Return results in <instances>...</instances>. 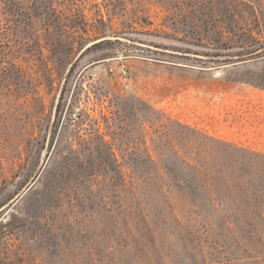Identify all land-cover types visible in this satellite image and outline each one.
I'll return each instance as SVG.
<instances>
[{
  "label": "rangeland",
  "instance_id": "374dc122",
  "mask_svg": "<svg viewBox=\"0 0 264 264\" xmlns=\"http://www.w3.org/2000/svg\"><path fill=\"white\" fill-rule=\"evenodd\" d=\"M0 221V264H264V0H0Z\"/></svg>",
  "mask_w": 264,
  "mask_h": 264
},
{
  "label": "water",
  "instance_id": "95a60500",
  "mask_svg": "<svg viewBox=\"0 0 264 264\" xmlns=\"http://www.w3.org/2000/svg\"><path fill=\"white\" fill-rule=\"evenodd\" d=\"M44 169H45V166L43 167V169L41 170V172L39 173V175L33 180V182L29 185V187L23 192V194H21V195H19L18 196V198H16L15 200H14V202H13V204H12V206L13 205H15V204H17L28 192H29V190L32 188V187H34V185L37 183V181L39 180V178H40V176H41V174H42V172L44 171Z\"/></svg>",
  "mask_w": 264,
  "mask_h": 264
},
{
  "label": "built area",
  "instance_id": "2783aa9c",
  "mask_svg": "<svg viewBox=\"0 0 264 264\" xmlns=\"http://www.w3.org/2000/svg\"><path fill=\"white\" fill-rule=\"evenodd\" d=\"M111 70L114 71L113 68ZM121 74L126 75L127 74V68H123L122 71H121Z\"/></svg>",
  "mask_w": 264,
  "mask_h": 264
},
{
  "label": "trees",
  "instance_id": "16d2710c",
  "mask_svg": "<svg viewBox=\"0 0 264 264\" xmlns=\"http://www.w3.org/2000/svg\"><path fill=\"white\" fill-rule=\"evenodd\" d=\"M1 221H2V220H1ZM1 221H0V222H1Z\"/></svg>",
  "mask_w": 264,
  "mask_h": 264
}]
</instances>
